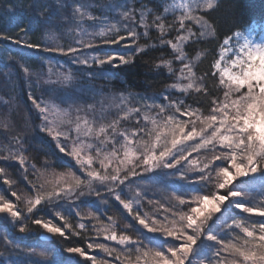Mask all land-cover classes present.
I'll list each match as a JSON object with an SVG mask.
<instances>
[{
	"label": "snow or ice",
	"instance_id": "obj_1",
	"mask_svg": "<svg viewBox=\"0 0 264 264\" xmlns=\"http://www.w3.org/2000/svg\"><path fill=\"white\" fill-rule=\"evenodd\" d=\"M56 3H59V0H56ZM39 4L40 0H36L37 14L42 18L43 26L33 25L32 28L35 30L34 26H38L43 31L54 25L52 17H45L49 6L45 5L41 10ZM136 5L137 0H127V7L123 4L110 6L112 10L119 8L121 18L131 24V27L123 34L104 39V32L100 31V41L77 39L67 48L47 43L43 35L39 39L33 40L31 38L33 30L29 31L27 18L23 23H17L18 18L15 16L14 9L10 8L5 18L6 27L0 30V41L10 42L22 49L37 53H57L69 57L71 62L78 67L102 68L109 65L122 67L133 60V55L96 54L101 43L110 46L123 44L125 48H134L135 54L143 52V47H137L135 43L141 35L138 25L145 29L154 27L160 33L161 44L170 46L174 52L178 53L176 59L183 64L180 69L181 77L189 81L184 85L172 83L168 87L180 93H188V89L193 88L194 82L191 81V78L195 76V73L192 64L185 62L187 58L184 55L182 44L190 38L199 41L204 36L212 34L213 26L210 25L205 13L215 10L216 0H189L188 3L182 4L180 7L183 12L179 17V31L176 33L175 40L167 38V21H164V17L160 15L159 11L153 12L143 3H140L138 7ZM63 7H67V5H63ZM83 7V5H78L73 12L72 19L77 27L85 16ZM164 11L167 12L168 8H164ZM87 19L103 21L102 17L87 16ZM189 24L195 27H191ZM170 28L175 30L177 25L173 24ZM144 35L148 36L150 33L145 31ZM229 42V39H224L223 45L227 46ZM240 53V58L232 61L231 65V67L239 69L238 72L228 71L226 67L221 66L220 60H215L212 64L211 67L216 70L220 76V82L228 91H225L223 100L216 96L211 98L212 107L207 115H200L201 112L192 108L191 105H187L184 99H179L183 106H178L175 101H172L171 95L165 92L163 101L169 103L145 106L158 109L156 116H149L145 107H134L128 110L129 113H135L137 117H142L145 122L132 133L118 131L119 121L108 126L111 128V134L106 127H100L95 131V136L102 137L103 143L111 144V150H106L103 154L97 151L95 157L87 154L83 144L78 145L77 141L72 139L70 132L61 130L58 122L50 118L51 110L48 105L32 95L28 96L39 114L41 121L38 126L39 132L51 138L55 142L56 149L74 162V165L78 166L84 174L81 177L74 174V171L53 173L57 179L51 188H47L43 184L37 186L36 183L30 181L35 195L27 198L28 214L33 213L38 206L52 204L57 200L74 203L79 198L94 194L101 201H106L103 197L108 195L116 200L123 210L148 233H160L175 242L164 251H160L144 244L136 236L133 238L132 235L118 233L109 224L107 227H97L96 235L103 234L105 241H114L115 244L122 246L119 250L93 239L87 242L86 247L75 245L64 247V253L79 257L88 264H114V261L117 260L119 264H264V219L252 223L251 226H247L245 221L240 219L227 225L228 228L239 229L243 233L242 243L221 241L217 236L203 233L207 223L214 216L222 213L224 206L230 202L242 213L264 218V197H261L259 203L245 205L236 202V200L248 201L246 199L248 194L231 190V186L238 179L264 173V74H262L264 73V46L250 48L248 44H245L240 49ZM222 57L223 51L221 52ZM43 59L47 60L48 57H43ZM163 64L169 72H172L167 60H164ZM24 72L26 75L30 74L26 65ZM88 75L91 76V73ZM68 78L64 77V79ZM196 91L199 92L201 89L196 88ZM232 93L236 95L233 96ZM204 95L208 96L206 88ZM169 108L174 111L169 112ZM185 116L190 119H181ZM123 119H128V113ZM197 122H199V128L196 127ZM148 123L152 125L151 128L147 127ZM189 124L192 125L190 129ZM76 131L78 133L82 131L79 123ZM92 133L93 129L89 127L85 135ZM139 133L147 135L148 139L145 141L143 136L137 139ZM117 135L123 141L119 148L116 145L120 141L114 139ZM12 140L19 146L20 152H23L24 136H13ZM69 141H71V146ZM202 150L211 152L210 158L206 157L203 161L189 159L193 152L200 153ZM0 159L18 160L24 169L22 175L27 177L29 165L25 155L0 156ZM217 161L225 163L220 166L216 163ZM97 163L99 168L94 166ZM52 164V160L48 158L45 159L41 167L49 168L52 167ZM180 165H183L186 172L201 174L200 180L197 182L212 183L214 190L206 195H194L190 200L173 195L171 199L175 200L176 205L170 214L169 209L165 208V215L162 219L159 216L153 217L142 213L140 208L134 207L136 201L141 200L144 196L141 192L136 194V200L124 199L118 192L120 186L126 184L131 178L143 176L158 169H175ZM31 169L39 171L36 164H33ZM3 173L4 169L0 168V174ZM3 183L9 186V191L19 200V194L11 187L15 182L10 178H5ZM96 185L103 186V195ZM149 202L153 201L150 199ZM182 208L187 210H182ZM0 214H6L12 222L21 220L24 215L17 204L4 195H0ZM76 214L81 219L84 218V214L79 209H76ZM55 215L64 220V217L58 212H55ZM87 215L92 219L99 220V217L93 216L91 212ZM28 216V219H31L30 215ZM31 222L52 236H59L62 240H69L81 235L66 220L61 226H56L52 221L42 218L31 219ZM78 227L80 230H84L87 225L81 222ZM26 231L24 226L19 227L20 233L23 234ZM202 234L205 240L213 242L216 247L211 252L210 258L196 259L194 253ZM0 241L3 244V252H0V264H25V261L19 259L21 254L37 256L39 257L37 260L41 264H51L53 261L54 253L48 249L37 252L35 248H32L25 253L22 246L13 243L7 236ZM95 250L112 256L113 260L98 258L94 254ZM222 253L232 259L226 261ZM13 254L16 258H13ZM56 264H63V261L57 259Z\"/></svg>",
	"mask_w": 264,
	"mask_h": 264
},
{
	"label": "trees",
	"instance_id": "obj_2",
	"mask_svg": "<svg viewBox=\"0 0 264 264\" xmlns=\"http://www.w3.org/2000/svg\"><path fill=\"white\" fill-rule=\"evenodd\" d=\"M60 1L64 2L63 0ZM86 1L93 4V9L87 8L88 11L90 10V14L98 16L100 11H98V7L96 6L97 0ZM72 2L77 1L73 0ZM161 2L162 0H137L136 6L138 7L140 3H143L148 9L153 10V12L159 11V13H161ZM216 3L217 7L215 10L205 13L210 25L213 26L211 38L199 40L198 42H190L184 47L185 57L188 60H195L193 70L195 77L201 80V91L190 92L187 95L173 94L171 96L173 97L172 101L177 99L178 106H183L180 104L179 99H184L187 105H191L192 108L200 111V115L202 116L207 115L210 111L212 107L211 98L216 96L221 99L223 94L219 81L211 67L217 59L223 40L230 38L235 33H244L250 30H255L259 33L264 27V0H217ZM32 4L34 6H32ZM45 5L49 6V10L45 13V17H51L54 13L55 16L59 17L55 19L57 24H59L60 19L67 16L66 12L69 6L64 10V14H61L57 6L59 3L56 5V0H40L39 7L41 10ZM10 8L14 9L15 16L18 18L17 23H23L27 18V26L30 32L33 30V25L43 26L42 18L37 14L36 0H0V13H2L4 9ZM22 9L27 10L29 13L22 15ZM50 12L52 13L50 14ZM72 23L74 22L67 20L59 25L65 27L67 24L71 25ZM5 27V19H0V30H3ZM34 29L35 30L31 32V38L33 40H37L47 33V29L42 31L38 26H34ZM149 41L150 40H140L136 43L137 47H143V52L135 54V50L129 51L127 55H133V60L129 64L122 67H96L97 71L103 75L100 76L101 79L95 80V82L86 80L85 71H87V69L68 66L67 64L69 63L66 61V56L28 51L10 42L0 41V76L3 73L6 75L13 74L11 77L13 87L11 89L4 87L0 78V97L9 100L8 104H0V156H9L13 154L25 155L29 165L27 177H25L22 175L24 169L20 166L18 160L0 159V168L4 169V173L0 174V195H4L7 199L18 204L20 206L19 208L24 213L21 220L15 221L14 223L11 222L6 214H0V240L5 236L9 237L13 243L22 246L25 253L37 247L51 249L54 251L52 264H56L57 259L62 260L63 264H88V262L81 260L79 257L69 256L64 253L63 248L74 245L86 247L87 242L93 239L103 243L99 238L101 235H96V228L100 226L107 227L109 224H113V227L118 233L129 234L132 235L133 238L136 236L144 244L157 250L164 251L171 245V241L168 242L164 239H159L160 237L143 230L142 227L123 210L122 206L108 195L103 197L106 201H101V199L94 194L79 198L74 203L67 200H57V202H53L52 204L38 206L31 214L27 213L24 203L29 196L35 195L30 181L36 183L37 186L43 184L45 187L51 188L54 186V182L57 179V176L53 173L74 171V174L80 175L81 177L84 176L78 166L74 165V162L56 149L55 142L52 141L51 138L39 132L38 126L41 121L40 119L38 120V117L34 115L33 111H28V106L26 102L24 103V101H26L25 96L32 95L34 97L36 93L39 94L40 92L43 94V92H47L52 97L57 96L60 98L67 94L69 97L72 96L70 100L74 102L79 97L83 96V91L88 92V87L91 85V89L103 92L105 95L111 93L123 94L134 98L140 97L142 99L154 100V104H157L158 101L156 97L163 95L169 88L168 86L174 83L175 76L178 74L179 63L176 62V58L171 53L169 47L161 44L159 45L158 43L151 45ZM103 51L104 50L101 51L98 49L97 54H103ZM9 57H11V59H9ZM43 57H48V59L45 60ZM164 60L169 62L172 72H169L168 68L164 66ZM45 63L55 65L66 64L68 67L60 69L61 71L58 72L52 69L51 73L54 77L50 78ZM25 65L29 70V75H26L24 72ZM158 65L159 67H157ZM62 74L64 77L69 78L65 79V81L63 77L59 79ZM91 82L93 83L91 84ZM205 88L208 91V96L204 95ZM8 94L11 95L10 98H8ZM83 99L86 100L87 98L83 97ZM160 103L162 104V101L159 102V104ZM173 111L174 110L171 108L169 112ZM150 114L152 113L150 112ZM139 122L141 121L139 120ZM119 127L122 129L132 127V129L135 130L138 128V125L131 122L120 124ZM18 135H23L25 139L23 152H20L19 146L12 140L13 136ZM138 136H140V133ZM68 143L71 144V141ZM87 154L89 153L87 152ZM211 154L212 153L209 151H201L200 153L193 152L189 159L203 161L206 157L210 158ZM89 155L95 157L96 153H94L93 150V154ZM48 158L53 162L52 167H41L45 159ZM216 163L219 165L222 164L219 163V161ZM33 164L37 165L39 171H33L31 169ZM223 165L224 164L220 166ZM94 166L99 168L98 164ZM200 175L201 174L197 172L184 171L183 165L178 166L177 171L174 169H158L152 173L131 178L126 184L120 186L118 192L122 198L133 200V196L136 194L135 192L141 190L143 193L142 195H144L142 198L143 201H140L138 205H134V207L140 208L142 213H146L153 217L159 216L161 218V214H165V208H168L170 213L174 207L173 203H169L166 200L167 196L176 195L179 198H186L191 196V194L193 196L206 195L214 190L212 183L197 182L200 180ZM212 175L214 176V173H212ZM5 178H10L15 182L11 187L19 194V200L9 191V186L4 185L3 180ZM255 184L256 183L249 180L236 181L231 186V189L240 188L237 190L251 193L253 197L252 201H250V199L244 201L242 204H255L260 202L261 197H264V193L259 192L260 194H255L253 189L255 188ZM96 187H98V190L102 191L103 195V186L96 185ZM85 191H87V189H85ZM150 199L153 201L152 203L149 202ZM224 207H228L226 211L227 217L223 219L219 216L216 220L209 221L203 232H208L216 236L220 228L236 219L244 220L247 226H251L252 223L264 219L258 216L251 217L239 214L236 212V208L232 203H227ZM76 209H79V211L84 214L83 219L76 214ZM157 209L162 211H157ZM182 210H184V208H182ZM53 212H58L64 217V220L59 219ZM90 212L93 216L99 217V220L89 217L87 214ZM28 215H30L31 219L42 218L46 221L50 220L56 226H61L66 220L69 224L74 226L81 235L79 237H72L69 240H62L59 236H52L45 230L32 224L31 219H28ZM109 217H111V220H109ZM81 222L87 225L86 229H79L78 224ZM20 226H24L27 231L23 234L20 233ZM242 235L243 233L240 231L232 229L228 235H220L219 239L225 242L233 241L241 243ZM41 236L49 237L50 241H41ZM110 247L119 250L122 246ZM215 247V245L205 240L202 234L201 239L196 245L194 256L196 259L210 258L211 252ZM0 252H3L2 241H0ZM94 254L100 259L113 260L103 255L100 250H95ZM23 256H25V254H21L19 259L22 260ZM121 256H123V254H121ZM222 256L226 261L232 259V257L227 254L222 253ZM13 258H16L15 254H13ZM24 260H26L27 264H39L36 258H26ZM114 264H119V261H114Z\"/></svg>",
	"mask_w": 264,
	"mask_h": 264
},
{
	"label": "rangeland",
	"instance_id": "obj_3",
	"mask_svg": "<svg viewBox=\"0 0 264 264\" xmlns=\"http://www.w3.org/2000/svg\"><path fill=\"white\" fill-rule=\"evenodd\" d=\"M63 1L64 2L59 0V5H57V3H56V5L59 7L58 8V10H60L59 12L61 14H64V10L66 9V7H63V5H67V7L68 6L69 7H68L67 12H66L67 16L60 19V21L58 20L59 24L64 22V21H67V20L72 21L74 23H72L71 25L67 24V26H65V27L60 26L59 24H57L55 22L56 21L55 19H57L59 17L55 16L53 13V15L51 17H52L54 26L49 27L47 29V33L45 35H43L45 41L47 43L53 45V46L60 45V46L67 48V46L69 44L74 43L77 39H81V40L93 39V40L100 41L101 40V38L99 36L100 31L104 32V39L114 38V37H117V36L123 34L126 30H128L131 27V24L129 21L121 18L119 8H116L115 10H112L110 8V6H112V5H120V4H123L125 7H127V0H97L96 6L98 7V11H100V14L98 16L90 14V10L88 11V9H90V8L93 9V4L90 2H87L86 0H83V1L76 0L77 2H72L73 0H71V1L70 0H63ZM188 2H189V0H162L160 15L164 17V21H167V25H166V31H168V37L167 38L175 40L176 33L179 31V28H178L179 17L181 16V14L183 12V9L180 6L182 4L188 3ZM33 4H32V6H34ZM78 5L84 6L83 12L85 13L84 18L80 21L79 27L76 26L75 21L72 19L74 9ZM164 8H168V11L165 12ZM8 11H9V9H4L2 11V13H0V19H5L8 15ZM137 11H139V9H137ZM21 13H22V15H25V14H28L29 12L25 9H22ZM51 13L52 12H50V14ZM87 16L102 17L103 21H99V20L90 21L87 19ZM66 18H67V20H66ZM164 21H162V22H164ZM173 24L177 25V28L175 30H171V28H170V26ZM112 25H115V26L113 27ZM91 26H92V28H91ZM189 26L195 27L191 24H189ZM138 30L140 31L141 35L137 38L135 43H138L140 40H143V41L150 40L149 42H151V45L156 44V43H158L159 45L161 44L160 39H159L160 33L154 27L149 28V29H145L144 27L138 25ZM145 31H148L150 33V35L145 36L144 35ZM181 34L186 35L187 33H181ZM40 35H42V34H40ZM210 38H211V35H206L203 38H201L200 40H207ZM228 39L230 42L227 46H224L223 42H222L221 48L218 52L216 60H220L222 67H226V69L228 71L235 73V72H238L239 69L231 67L232 61L240 58V56H241L240 49L243 48V46L245 44H248L250 48L251 47L264 46V27H263L262 31H260L259 33L256 32L255 30H250V31H247L244 33H239V35H237V33H235ZM194 41H197V40H195V38H190L189 40L185 41L182 44L183 50H184V47L187 43L194 42ZM167 47H169L171 53L176 58L178 53L174 52L170 46H167ZM98 49L101 51L104 50L103 51L104 53L115 54L116 56H124V55H127L129 53V51L135 50L134 48H125V46L123 44L110 46V45H102V43H101V46L98 47ZM87 51H91V50H87ZM222 51H223V57L221 58V52ZM48 54H53V55L59 56V54H57V53H48ZM66 61H67V63H69V64H67L68 66L78 67L77 65H75L71 62L69 57H67ZM176 62L179 63V66H178V71H177L178 74L175 76L174 83H178V84H182V85L189 83V81L187 79H184L181 77L180 69L183 67V64H181L180 61L177 59H176ZM185 62L186 63L190 62L192 64V67H193L195 60L186 59ZM45 65L47 66V69L49 71L48 76L50 78L54 77V75L51 73L52 69L56 70L58 72V71H61L60 69H65L68 67L66 64L55 65V64H51V63H45ZM108 67H112V66L109 65ZM79 68H83V67H79ZM84 69H87V71H85L86 80H90V81L95 82V80L101 79L100 76L103 75V74L99 73V71H97L96 67L84 68ZM213 72L219 81V85L221 86L222 93H223L221 100H223L224 99V93H225V91H228V90L220 82V76L218 75V73H216V70L214 68H213ZM88 73H91V76L88 75ZM262 74H264V73H262ZM12 76H13V74L6 75L4 73L1 74V76H0L3 86L6 87L7 89H11L13 87V83L11 82ZM61 77H63V79H64L63 74L59 77V79ZM64 81H65V79H64ZM191 81L194 82L193 88L188 89V93H180L178 91L171 89L170 87L165 92H167L171 96L173 94L187 95L190 92H195L196 88H200V89L202 88L201 80L199 78L193 76L191 78ZM93 82H91V84ZM2 89H3V87H2ZM65 95L66 96L59 98L57 96L52 97L47 92H43V94L39 92V94L36 93L34 98H36L37 100H42L46 105L49 106V108L51 110L50 111V118L53 119L54 121L58 122V125L61 128V130L70 132L72 139L77 141L78 145L83 144L84 150L86 152H88L89 154H93V150H94V153H96L97 151H100L101 154H103L106 150H111V144L103 143L102 142L103 138L102 137L98 138L94 134L95 131H97L100 127L108 128V132H109V134H111V128L108 126L111 125L115 121H119V124H117L118 131H122V132H126V133L130 134L134 130V129H132V127L122 129L121 127H119V125L133 122V123H136L139 127L140 125H143L145 122L143 121L142 117H137L135 113H129L128 110L130 108H134V107H145L146 105H149V106L154 105V103H155L154 100L152 101L150 99H142L140 97L134 98V97L125 96L123 94L111 93V94L105 95L103 92H98L97 90L91 89V85L88 87V92L83 91V93H82L83 96L79 97L74 102H73V100H70V99H72V96L69 97V96H67V94H65ZM232 95L235 96L236 94L232 93ZM10 96L11 95L8 94V98H10ZM14 96H15V94H14ZM83 97H86L87 99L84 100ZM25 98H26V101H24V103L26 102V105L28 106V108H27L28 111H33L34 115H36L38 117V120H39V114H38L37 110L34 108L31 101L28 99L27 95L25 96ZM156 98L158 101L157 104H159V102H161V101H162V104L163 103H169V102L163 101V95L156 97ZM22 99H23V97H22ZM172 100H173V97H172ZM8 101H9L8 99H2L0 97V104L1 105L8 104L9 103ZM174 101L177 103V99H175ZM145 111L148 113L149 116H156L158 109L145 107ZM168 111H171V108H169ZM150 112L152 114H150ZM126 113H128V119H123V117L125 116ZM36 116H34V117H36ZM181 119L188 120L190 118L185 116V117H182ZM139 120L141 122H139ZM85 122H87V123H85ZM78 123L80 124V127L82 129V131H80L79 133L76 131V127H77ZM89 127L93 129V133L85 135V133L87 132V129ZM147 127L151 128L152 125L150 123H148ZM191 127H192V125L189 124V129ZM196 127L197 128L200 127L199 122L196 123ZM140 136H144L143 139L145 141L148 139V136L143 134V133H140ZM140 136H138L137 139H139ZM114 139L120 141V143H118L116 145V147L119 148L121 146V144L123 143L122 138L117 135V136H115ZM69 145L71 146L70 143H69ZM133 147H136V145H133ZM202 151H206V150H202ZM219 163L224 164L225 162L219 161ZM222 164H220V165H222ZM174 170L177 171V168H175ZM263 175H264L263 173H259L256 175H250V176L245 177V178H240L237 181L249 180L253 183H256L255 188H253L255 191V194H257L259 192L264 193V180H263L264 176ZM54 185H55V182H54ZM237 189H240V188L231 189V190L240 191L241 193H246L242 190H237ZM242 189H245V188H242ZM138 192H141V190L136 191L135 193L137 194ZM136 194L133 196L134 198L132 197L133 200H136ZM247 194H248V197L246 199L247 200L251 199L250 201H252L253 197L251 196V193L247 192ZM192 196L193 195L191 194V196L186 197L184 199L190 200ZM171 197L172 196H170V197L167 196L166 200L169 203H173V205L175 206L176 202H175V200H172ZM233 199H235V198H233ZM140 201H143V199L136 201V203L134 205H138V203ZM236 202L242 204L244 202V200H236ZM24 203L26 206L27 200ZM230 204H231V202H230ZM17 206L20 207L18 204H17ZM63 209H65V208H63ZM184 210L186 211L187 209L184 208ZM227 210H228V207H226V208L224 207L225 212L223 211L222 213L217 214L216 216H214L212 218V220H214V219L216 220V218L219 216L222 217L223 219H225L227 217V213H226ZM157 211H162V210L157 209ZM157 211H156V213H157ZM236 212L239 214H243L245 216H249L248 214L240 212L237 208H236ZM53 213L55 214V212H53ZM164 215L165 214L162 213L161 218H163ZM233 222L234 221L228 223L227 225L232 224ZM12 223H14V222H12ZM227 225H225L219 229L218 233L216 234L217 238H219L220 235H228V233L232 229H235V228H228ZM111 226L113 227L114 225L112 224ZM216 228H217V225H216ZM143 230H145V229H143ZM236 230L240 231L239 229H236ZM203 233L209 234L208 232L207 233L203 232ZM150 234L160 237L159 239H162V240L164 239L168 242L171 241V245L175 244L174 241H172L168 238H165L160 233H150ZM242 237H243V235H242ZM99 238L108 247L120 246V245L115 244L114 241H105L103 239V234H101V237H99ZM210 243L215 245L213 242H210ZM241 243H242V241H241ZM35 249L37 250V252H39L40 250L46 249V248L37 247ZM50 251L54 252L51 249H50ZM102 254L109 257V259H113L112 256H108L104 252H102ZM26 258H28V259H30V258L35 259L36 258V260H37L39 257H37V256L28 257V255H25L22 257V260L25 261V264H27L26 260H24ZM37 261L39 262V264H41V262L39 260H37Z\"/></svg>",
	"mask_w": 264,
	"mask_h": 264
},
{
	"label": "water",
	"instance_id": "obj_4",
	"mask_svg": "<svg viewBox=\"0 0 264 264\" xmlns=\"http://www.w3.org/2000/svg\"><path fill=\"white\" fill-rule=\"evenodd\" d=\"M41 241H50V238L47 236H41Z\"/></svg>",
	"mask_w": 264,
	"mask_h": 264
}]
</instances>
